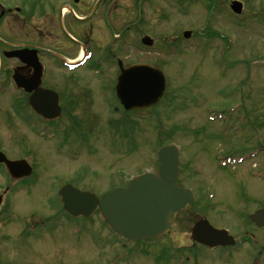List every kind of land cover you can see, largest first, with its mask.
Here are the masks:
<instances>
[{
    "label": "rangeland",
    "instance_id": "1",
    "mask_svg": "<svg viewBox=\"0 0 264 264\" xmlns=\"http://www.w3.org/2000/svg\"><path fill=\"white\" fill-rule=\"evenodd\" d=\"M180 1V7L169 0L155 1L157 11L150 17L158 21L144 26L152 27L155 51L128 58L148 62L167 77L166 93L151 110L111 111L104 103L101 79L95 78L93 108L70 113L66 119L74 121L67 126L61 121L48 125L46 130L58 133L52 140L30 134L13 113L9 118L0 113V150L11 159L27 160L36 179L17 185L0 166V193L13 187L0 207V264H179L167 257V251L183 243L184 236H176L178 227L135 245L116 237L98 212L91 219H54L59 186L74 183L103 195L113 185L126 184L130 175L157 170L156 150L168 143L184 149L178 182L196 186L202 196L214 193L206 204L210 220L229 226L237 236L250 229L246 218L264 205V155L227 167H220L218 158L264 145V0H239L244 3L241 15L232 12V0H214L212 6L209 0ZM186 28L193 30L190 40L183 38ZM18 30L15 35L24 38V28ZM88 74V70L81 73L82 82ZM82 82H77L80 89ZM6 89L0 98L3 104L10 95L15 97L11 87ZM252 120L261 125L263 134L248 125L241 129V123ZM76 147L81 151L69 156L67 150L73 153ZM196 164L203 169L198 176L193 175ZM200 211L195 203L184 212L193 219ZM51 218L64 224L57 222L49 230L41 227L48 226ZM31 229L37 232L28 236ZM73 229L78 232L73 234ZM252 231L259 239L252 247L244 244L222 257L221 252H201L208 258L205 264H263L258 252H264V229ZM171 244L175 245L170 248ZM176 250L184 255L182 249Z\"/></svg>",
    "mask_w": 264,
    "mask_h": 264
},
{
    "label": "flooded vegetation",
    "instance_id": "2",
    "mask_svg": "<svg viewBox=\"0 0 264 264\" xmlns=\"http://www.w3.org/2000/svg\"><path fill=\"white\" fill-rule=\"evenodd\" d=\"M155 1L157 0H13L10 2L0 0V82L2 81L3 86L2 90L0 88V94L4 97L7 86L8 90L11 87L10 90L15 96L13 98L10 95L5 98L6 102L3 105L7 111L3 114L9 118L8 115L13 113L20 124L26 125L30 134L39 138L48 124L61 121L66 122L65 126H67L74 121L73 118L70 121L66 119L70 113L90 111L97 96L92 87L95 78L101 79L100 90L106 99L104 103L109 109L117 113L124 112L116 96L113 80L114 77L117 80L120 74L119 61H122L123 67L126 68L134 63L145 62L140 59L128 61L130 56L136 57L155 51L157 39L153 35L152 27L146 26V30L144 27L145 24L158 21L153 15L150 17L151 12L157 11ZM169 1L170 4L174 3L173 0ZM213 1L209 0L208 6H212ZM36 11L38 12L35 13ZM21 28H24V38L17 37L14 33ZM145 36L152 38L151 47L143 44ZM17 49H28L41 63L42 74L39 82L29 91L16 89L15 75L31 80L37 73L35 67L19 58L5 56V52ZM89 53L91 56L87 58ZM71 64L76 65L74 70H69ZM84 70H88L90 74L86 75L82 82L80 75ZM51 76L56 84L51 81ZM77 82L84 83L82 86L84 88L80 89ZM37 88L51 90L58 95L57 102L61 109L59 119L47 121L33 110L31 98L38 91ZM42 99L48 102L47 97ZM179 178L180 176L178 180ZM195 198L193 204L201 206L198 218H188L185 209L171 218L169 231L178 227L176 236H184V240L180 241L183 242L182 245L176 248L182 249L184 255H178L179 252L171 248L175 244L170 245L172 251L170 258H176L179 264L182 259H185L183 264H205L208 258L201 252H221L220 257L227 253L231 255L236 252L238 242L241 247L244 246L246 244L244 240L251 241L255 237V232L252 230L260 229L248 218L250 229L246 232L242 231L244 233L241 232L242 234L237 236L229 226H217L210 220V212L206 207L208 203L206 194L202 196L199 190H195ZM202 218H207L216 228H227L229 234L236 239V245L209 249L198 242L193 235V227ZM248 245L251 247V242ZM214 261L210 260L211 263Z\"/></svg>",
    "mask_w": 264,
    "mask_h": 264
},
{
    "label": "water",
    "instance_id": "3",
    "mask_svg": "<svg viewBox=\"0 0 264 264\" xmlns=\"http://www.w3.org/2000/svg\"><path fill=\"white\" fill-rule=\"evenodd\" d=\"M232 8L241 13L242 4L235 1ZM11 55H18L23 59L26 57L22 51ZM20 82L25 85L24 81ZM165 90L166 78L162 71L153 66L137 64L121 70L117 93L128 110L156 104ZM36 107L40 111V106ZM159 157V175L144 174L136 177L126 188H116L101 199L94 193L81 191L70 185L63 187L60 194L65 209L71 215L89 217L99 206L103 216L117 233L135 241L159 236L169 228L170 217L192 202L191 191L175 184L180 164L176 147L162 148ZM0 162L7 165L13 177L21 178L31 174V168L25 160L11 161L0 152ZM1 202L0 195V204ZM253 220L258 226H264V209L258 210L253 215ZM194 234L200 241L215 245L221 241V234L224 232L212 229L203 220L197 223Z\"/></svg>",
    "mask_w": 264,
    "mask_h": 264
}]
</instances>
